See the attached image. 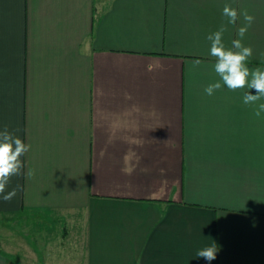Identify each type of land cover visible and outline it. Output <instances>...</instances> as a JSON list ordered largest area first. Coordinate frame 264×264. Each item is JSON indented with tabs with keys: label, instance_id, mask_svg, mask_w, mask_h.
Listing matches in <instances>:
<instances>
[{
	"label": "crops",
	"instance_id": "obj_1",
	"mask_svg": "<svg viewBox=\"0 0 264 264\" xmlns=\"http://www.w3.org/2000/svg\"><path fill=\"white\" fill-rule=\"evenodd\" d=\"M225 5L264 70V0H0V132L31 145L0 214L48 226L0 264H264V98L214 70Z\"/></svg>",
	"mask_w": 264,
	"mask_h": 264
},
{
	"label": "clouds",
	"instance_id": "obj_2",
	"mask_svg": "<svg viewBox=\"0 0 264 264\" xmlns=\"http://www.w3.org/2000/svg\"><path fill=\"white\" fill-rule=\"evenodd\" d=\"M223 15L228 18L230 24H235L239 16L242 15L245 24L238 30L240 39H234L230 49L226 48L222 42V35L226 31L223 26L207 37L211 41L210 54L216 58L214 70L221 78L223 85L231 91L244 88L255 89L257 94L252 95L249 91L246 92L243 102L245 104H256L257 101L264 98V70L260 68L250 69L247 66L246 62L252 56L253 49L251 46H244L241 42L255 18L248 13L247 9L238 13L237 9L229 5L224 6ZM200 63V60H195L193 67H198ZM221 86L220 82L210 84L205 92L212 95ZM262 112H264V103L258 105L254 114L259 117ZM30 148V144H25L20 138L10 133L7 128L0 132V196L6 202L11 201L20 189V186L17 185L16 188L5 194L6 186L11 177L21 175L23 164L20 157L27 153ZM125 160L127 162V157ZM123 171L128 172L130 169L125 167ZM34 175L35 171L30 168L27 173L28 178L31 179ZM219 250V246L214 242L211 246L199 250L196 257L212 261L216 259Z\"/></svg>",
	"mask_w": 264,
	"mask_h": 264
},
{
	"label": "rangeland",
	"instance_id": "obj_3",
	"mask_svg": "<svg viewBox=\"0 0 264 264\" xmlns=\"http://www.w3.org/2000/svg\"><path fill=\"white\" fill-rule=\"evenodd\" d=\"M36 217V211L0 214V237L3 241L4 234L7 235L8 248L11 250L9 251L10 258L12 257L13 260L17 261L22 255L36 256V246H34L36 245V230L47 226L44 223L36 224ZM50 222L54 227L60 225L59 220H50ZM44 235L46 234L44 233ZM27 243L31 246H28Z\"/></svg>",
	"mask_w": 264,
	"mask_h": 264
}]
</instances>
